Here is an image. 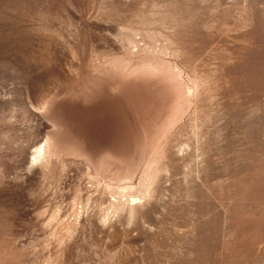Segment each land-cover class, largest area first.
<instances>
[{
    "label": "rangeland",
    "instance_id": "obj_1",
    "mask_svg": "<svg viewBox=\"0 0 264 264\" xmlns=\"http://www.w3.org/2000/svg\"><path fill=\"white\" fill-rule=\"evenodd\" d=\"M0 264H264V0H0Z\"/></svg>",
    "mask_w": 264,
    "mask_h": 264
},
{
    "label": "bare ground",
    "instance_id": "obj_2",
    "mask_svg": "<svg viewBox=\"0 0 264 264\" xmlns=\"http://www.w3.org/2000/svg\"><path fill=\"white\" fill-rule=\"evenodd\" d=\"M171 81V80H170ZM165 82V81H164ZM167 82H168V80H167ZM198 86V85H197ZM196 90L194 89V86L191 84V85H188V86H186V88H185V95H186V97L187 98H189V97H191L193 94H194V92H195Z\"/></svg>",
    "mask_w": 264,
    "mask_h": 264
}]
</instances>
